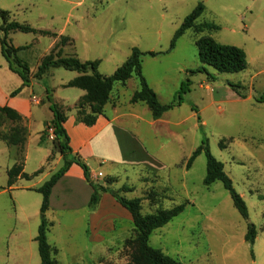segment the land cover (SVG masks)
<instances>
[{
    "label": "rangeland",
    "instance_id": "1",
    "mask_svg": "<svg viewBox=\"0 0 264 264\" xmlns=\"http://www.w3.org/2000/svg\"><path fill=\"white\" fill-rule=\"evenodd\" d=\"M199 3L206 8L199 23L215 24L218 30L202 34L189 30L173 51L164 54L175 32ZM0 10L11 12V20L36 30L9 35L15 47H28L19 57L33 74L61 36L72 40L64 48L65 56L76 55L82 62L100 60L98 72L105 76L122 66L133 48L162 53L143 57V76L162 104L178 101L181 84L189 79L190 92L183 103L165 113L163 121L152 120L149 108L138 103L140 120L121 119L109 128V134L105 133L108 141L79 155L94 171V181L105 184L111 177L116 191L124 186L130 189L121 191L122 196L141 198L144 214L185 204L182 213L153 232L151 246L182 264H264V104L256 103L264 97V0H0ZM204 35L243 49L248 68L220 73L204 65L213 79L207 73L195 72L202 66L195 42ZM78 75L54 68L43 80L34 79L29 87L22 88L21 78L9 70L0 47V105L12 98L24 100L31 103L33 114V120L26 121L27 117L20 114L28 130L26 151L17 147L16 155L0 141V264L41 262L34 238L41 224L43 197L35 191L10 189L7 170L14 166L17 156V163H25V173L31 178L21 179L16 186L41 187L63 167L52 130L46 131L44 142L53 149L49 161L50 148L40 144L38 133L53 117L45 100L47 89L57 103L68 105L63 106L67 116L76 117L73 105L83 91L64 85ZM228 83L242 86L249 99H240ZM138 89L136 76L126 86L116 85L109 104H122L120 111H125ZM36 100L45 103L39 107L33 103ZM11 126L0 114V133H7ZM204 140L243 198L247 220L222 182L209 188L204 185V153L187 167ZM222 140L225 148L220 146ZM67 173L53 189L46 213L52 223L48 241L58 251L59 264H128V241L135 237L130 213L116 200H107L109 193H105L106 199L103 194L102 205L93 211L89 208L93 193L90 184L77 173ZM250 224L257 229L253 246L245 239Z\"/></svg>",
    "mask_w": 264,
    "mask_h": 264
},
{
    "label": "trees",
    "instance_id": "2",
    "mask_svg": "<svg viewBox=\"0 0 264 264\" xmlns=\"http://www.w3.org/2000/svg\"><path fill=\"white\" fill-rule=\"evenodd\" d=\"M205 5L199 3L197 7L183 21L180 28L175 32V35L170 43V47L164 54L170 53L176 47L177 41L192 30L195 34L204 32H212L218 30L215 24L199 23V20L205 13ZM2 24L0 26V47L1 55L5 59L9 70L17 74L22 80V88L29 87L34 79L43 80L51 69L63 68L69 71L77 72L79 75L64 85L65 88H75L85 92L75 105L77 122L92 127L97 123L100 116H105V107L111 102L112 95L116 85L126 86L127 82L136 76L139 80V89L134 92L131 97L132 104H145L152 113L155 120H159L165 113L180 106L184 101V96L190 92V80L187 79L181 84L178 101L174 100L169 104H162L157 96V93L147 83L142 72V59L146 55L157 56L162 53L142 52L138 48L132 49L131 56L127 61L120 66L111 76H105L98 72L100 60L82 62L76 55L65 56L64 48L72 41L68 37H62L58 44L46 54L39 62L35 74L30 70L29 66L24 63L19 52L22 49L28 48L15 47L9 40L10 33H35L36 30L25 23H19L10 19L11 12L0 10ZM44 35H49L47 31H40ZM57 37L56 34H54ZM195 45L198 50L199 61L202 64L195 72L207 73L204 65L214 68L220 73H239L248 68V59L245 51L236 46L222 45L215 41L210 35H204L196 40ZM193 73V71H192ZM210 78L213 75L207 73ZM228 85L240 97L246 98V95L241 91L242 86L228 83ZM14 91L11 96H17L21 89ZM47 102L53 113L51 122L45 124V130L41 134L40 144L46 141L45 136L47 130H52L54 137V146L58 150L63 159V167L56 172L48 181L41 187L35 188L33 191L42 195V206L40 209L41 224L38 228V234L35 241L38 244V250L41 262L40 264H59L56 259L58 254L57 249L48 241V233L52 223L46 217V213L50 209V199L54 187L65 176L73 165L81 167L86 181L93 189L89 208L95 211L102 200L105 193H109L115 200L126 209L132 216L135 237L128 241L130 244L129 262L128 264H182L176 258L165 254L161 249L150 245V238L153 232L163 228L175 217L182 213L185 209V204L178 205L172 209H158L155 213L144 214L142 208L143 200L141 198L129 199L121 195V191L127 193L130 189L126 186L121 188V191H116L111 184L113 179L108 178L105 184H99L92 178V172L79 153H75L71 147V139L65 127L68 120L67 114L63 106L55 101L52 97V91L47 89ZM264 102V97L258 100ZM195 110V107H192ZM196 111V110H195ZM198 112V111H196ZM0 114L3 115L12 126L7 133H0V141L5 142L9 146L26 148L28 142V130L23 125V117L13 108L9 106H0ZM224 141L220 142L221 148L224 147ZM205 154L207 159V174L204 179L206 187L212 186L216 182H222L224 188L230 194L234 206L239 211L240 215L247 220L248 209L241 197L234 188L233 181L225 173L224 165L217 161L211 154L207 141L193 152L187 163V167L191 168L194 161L201 154ZM52 159V155L48 161ZM42 172V169L35 173ZM8 187L11 188L20 179H30L25 173V163H16L8 172ZM257 238V229L250 224L246 234V241L253 246Z\"/></svg>",
    "mask_w": 264,
    "mask_h": 264
},
{
    "label": "crops",
    "instance_id": "3",
    "mask_svg": "<svg viewBox=\"0 0 264 264\" xmlns=\"http://www.w3.org/2000/svg\"><path fill=\"white\" fill-rule=\"evenodd\" d=\"M16 47H21V46H16ZM82 91V90H81ZM85 95V92L83 91V93H80L77 97V100L76 102L74 103L73 106L76 105V103L78 102V100L83 97ZM238 95V94H236ZM239 96V95H238ZM47 97V95H46ZM46 97H45V100H46ZM240 97V96H239ZM240 99H242V97H240ZM243 99H249V98H243ZM45 100L42 101V100H36L34 103V105L36 106H39L42 105L43 103H45ZM259 100V99H258ZM256 101V103H258V105H263L264 102H259V101ZM61 104L62 106H68V105H65L63 103H59ZM130 104V102H129ZM110 105V106H109ZM138 104H130L129 107H127L125 109V111H120V109L122 108V104L121 105H117L116 107H114L113 105L111 104H108L106 107H105V116H100L97 120V123L92 126V127H87L79 122H77L76 120V117L74 116V114H72L71 116H67L68 117V120L65 124V127L67 129V132L70 136V139H71V147L72 149L74 150L75 153H79L81 154L82 156L85 154L86 151H89V150H94L95 147H99L101 146V144H103L104 141H108V140H105V138H108L109 135H107L105 138H104V135L105 133L106 134H109V128L113 125V124H116L118 121H120L121 119H124V118H132L134 120H140V115L139 113L137 112V106ZM0 106H9L13 109H15L19 114H23L25 115L27 118L25 119V121L27 119L31 120L33 118V114H32V111H31V103L30 102H26L24 100L22 101H18L16 100L15 98H12L10 102H7L6 105H0ZM48 107H49V104H48ZM193 110V109H192ZM194 111V110H193ZM53 116V114H52ZM53 119V117H52ZM52 119L50 121H47L45 124L49 123L52 121ZM33 120V119H32ZM152 120L154 121H163V117L159 120H155L152 116ZM45 124H44V129H45ZM203 124V123H202ZM137 128V127H136ZM43 130H41L38 135H39V140H40V137H41V134L43 133ZM159 134V132H158ZM3 142V141H2ZM5 143V142H4ZM6 144V143H5ZM8 146V148H13L14 149V154L17 153L19 154V150H17L18 148L17 147H13V146H9L8 144H6ZM46 147H49L50 148V152L47 156V160L49 159V157L52 155V147L51 146H47V143H45L43 146ZM105 145H108V144H105ZM27 146V145H26ZM27 147L25 148V151H26ZM132 153H134V151H132ZM62 159L61 155L59 154V158L58 160ZM14 160H15V164L17 163L18 161V158L17 156L14 157ZM102 162H105L104 160ZM14 164V165H15ZM10 168H8L9 170ZM7 170V172H8ZM92 173H94V171L91 170ZM68 173L72 174V173H77L80 175L81 179L85 182V177H84V174H83V171L82 169L78 166V165H73L70 170L68 171ZM67 173V174H68ZM84 177V178H83ZM21 180V179H20ZM18 180L14 186H12L11 188H18V189H23V190H29V191H33L35 188H38L36 186H32V185H22V186H16L17 183L20 181ZM58 184V183H57ZM10 188V189H11ZM55 188V187H54ZM52 195V194H51ZM92 195V194H91ZM107 194L104 195V199L107 198L106 196ZM109 198L111 199L112 203L113 201L115 200V198H113L111 195L108 196V199ZM104 199H102L104 201ZM102 201H101V205H102ZM99 205V206H101ZM16 213V212H15ZM131 215V214H130ZM132 217V216H131ZM15 220L17 221L18 220V216H15L14 217ZM108 218V217H107ZM106 218V219H107ZM105 219V220H106ZM100 224H101V221H100ZM38 234V233H37ZM37 236V235H36ZM36 238V237H35ZM34 238V240H35ZM7 257L10 259L11 257V251H10V248L8 246V252H7Z\"/></svg>",
    "mask_w": 264,
    "mask_h": 264
}]
</instances>
